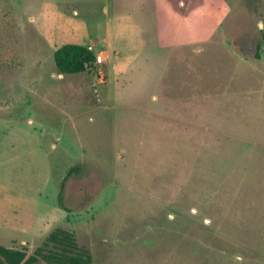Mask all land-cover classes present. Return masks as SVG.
I'll return each instance as SVG.
<instances>
[{"label": "rangeland", "instance_id": "obj_1", "mask_svg": "<svg viewBox=\"0 0 264 264\" xmlns=\"http://www.w3.org/2000/svg\"><path fill=\"white\" fill-rule=\"evenodd\" d=\"M263 19L264 0H0V243L62 227L90 264H264ZM67 42L103 61L59 72Z\"/></svg>", "mask_w": 264, "mask_h": 264}, {"label": "trees", "instance_id": "obj_2", "mask_svg": "<svg viewBox=\"0 0 264 264\" xmlns=\"http://www.w3.org/2000/svg\"><path fill=\"white\" fill-rule=\"evenodd\" d=\"M263 42L264 26L261 40L257 44V56L259 57ZM53 57L58 71L63 73L84 72L96 64L95 51L77 42L60 45L55 49ZM75 169H78V166H73L69 173ZM68 174L64 177V181L68 178ZM64 181L59 187L58 199L62 207L70 210L64 204ZM92 261L93 256L90 249L79 243L75 232L62 227L52 230L42 244L32 252L26 244L8 246L0 243V264H90Z\"/></svg>", "mask_w": 264, "mask_h": 264}, {"label": "built area", "instance_id": "obj_3", "mask_svg": "<svg viewBox=\"0 0 264 264\" xmlns=\"http://www.w3.org/2000/svg\"><path fill=\"white\" fill-rule=\"evenodd\" d=\"M89 48L92 49L91 46ZM102 61H103V54H101V53L96 54V63H101Z\"/></svg>", "mask_w": 264, "mask_h": 264}]
</instances>
